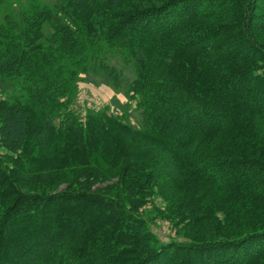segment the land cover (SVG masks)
<instances>
[{"label":"trees","instance_id":"obj_1","mask_svg":"<svg viewBox=\"0 0 264 264\" xmlns=\"http://www.w3.org/2000/svg\"><path fill=\"white\" fill-rule=\"evenodd\" d=\"M14 4L0 16V79L21 82L0 100V264H264V0ZM114 50L137 73L141 128L70 108L95 62L114 73ZM155 218L190 238L161 239Z\"/></svg>","mask_w":264,"mask_h":264},{"label":"rangeland","instance_id":"obj_2","mask_svg":"<svg viewBox=\"0 0 264 264\" xmlns=\"http://www.w3.org/2000/svg\"><path fill=\"white\" fill-rule=\"evenodd\" d=\"M21 1L25 0H0V16L3 15L4 8L7 5L15 6L14 3L19 4ZM46 1L53 2L54 0ZM258 14L264 16L262 12ZM1 20L0 18V22ZM104 63L109 68H114V73L110 74L101 65V62H95L93 71L82 73L78 79L76 97L70 105L71 110L77 112L81 119L86 120L90 112L104 108L109 114L120 115L136 128H141L142 116L137 108L138 98L132 97V92L129 90L130 84L137 76L133 63L127 62L125 57L117 50L104 55ZM20 83V79L17 77L0 79V100L19 93ZM4 153V148L0 146V155ZM63 186V184L60 185V188ZM156 206L164 208L167 203L164 200H158ZM218 214L221 215V221L226 219L220 212ZM187 226L196 228V222ZM206 226V231L212 235L215 229L221 231L215 223ZM153 228L163 240L190 238L186 236L182 224L175 225L167 218H155Z\"/></svg>","mask_w":264,"mask_h":264}]
</instances>
